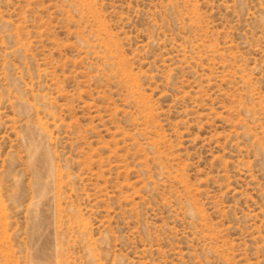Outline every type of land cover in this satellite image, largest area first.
Wrapping results in <instances>:
<instances>
[{"label":"rangeland","instance_id":"rangeland-1","mask_svg":"<svg viewBox=\"0 0 264 264\" xmlns=\"http://www.w3.org/2000/svg\"><path fill=\"white\" fill-rule=\"evenodd\" d=\"M0 264H264V0H0Z\"/></svg>","mask_w":264,"mask_h":264}]
</instances>
